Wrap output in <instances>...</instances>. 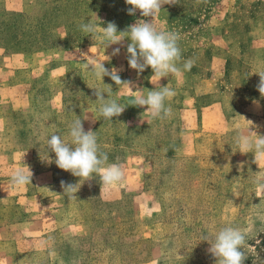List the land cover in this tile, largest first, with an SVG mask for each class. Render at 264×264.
Instances as JSON below:
<instances>
[{"label": "rangeland", "instance_id": "rangeland-1", "mask_svg": "<svg viewBox=\"0 0 264 264\" xmlns=\"http://www.w3.org/2000/svg\"><path fill=\"white\" fill-rule=\"evenodd\" d=\"M42 1L4 0L0 7V95L18 109L5 110V132L17 133L19 145L33 152L31 193L42 169L51 167L54 177L52 200L47 201L53 208L44 210L42 201L37 210L23 212L34 223L23 229L32 236L20 246L49 245L52 253L45 264H217L204 237L211 239L227 225L247 230L245 264H264V192L254 189L260 169L252 158L235 160L242 156L233 143L235 131L228 132L213 161L204 159L211 152L209 145L215 144L212 138L201 139L194 155L181 150L187 121L183 109L192 103L190 98H196L198 107L222 104L227 119L253 101L264 109L257 90L258 74L264 73V0H173L154 19L139 10L129 15L125 0H83L95 5L90 14L79 0H47L44 6ZM57 3L63 20L68 16L76 26L51 23L45 33H52L48 39L54 40V47L45 51L42 45L29 46L32 33L16 15L35 18L45 12L54 20ZM96 7L101 13H95ZM89 20L99 26L100 35L109 22L124 32L140 20H152L157 30L175 31L180 37L179 64L191 60V70L160 82L151 80L150 67L138 74L127 61L131 41L105 49L103 40L93 41L81 31L80 25ZM16 35L18 39H12ZM117 47L120 54L113 56ZM81 53L97 57L109 72L119 69L130 87L116 85L110 76H91ZM17 68L21 73L15 75ZM58 68L62 70L57 73ZM205 85L210 92L202 94ZM159 86L176 92L167 101L172 112L164 120L152 119L147 106L134 104L140 95L136 91L147 95ZM97 89L125 107L113 123L99 112ZM77 117L86 132L97 133L109 163H119L123 170L143 168L140 181L102 193L99 178L90 177L81 180L72 198L64 194L62 182L77 184L79 178L56 166L47 140L58 134L69 142V125ZM74 222H82L84 229L75 228ZM46 231L50 237H44ZM80 231L85 234L75 235Z\"/></svg>", "mask_w": 264, "mask_h": 264}, {"label": "clouds", "instance_id": "clouds-1", "mask_svg": "<svg viewBox=\"0 0 264 264\" xmlns=\"http://www.w3.org/2000/svg\"><path fill=\"white\" fill-rule=\"evenodd\" d=\"M129 5L128 14L135 15L137 10L143 17L155 18L162 11L164 4H173V0H125ZM99 26L92 23L91 20L80 25L82 32L87 33L93 41L103 40V47L106 49L111 45L120 44L123 40H130L127 46V61L131 69L138 74L143 73L147 68H151L153 75L151 80L161 81L162 78L170 76H180L184 71H190L192 61L188 60L182 64L181 49L179 47V34L175 31L157 30L152 20H140L130 26L126 31H118L117 26L109 22L103 27V34L97 32ZM120 54V48L113 50L112 55ZM108 58V57H107ZM83 66L88 73L97 79H103L105 76L115 82L116 85H127L130 82L122 81L119 75V69L113 68L111 72L95 56H88L81 53ZM260 81L257 90L264 98V73L258 74ZM140 95L135 99L134 104L139 107L147 106L146 112L150 113L154 120L167 119L172 112L167 101L176 95V92L165 87H156L155 90L147 91L138 90ZM96 103L100 105L99 112L103 119L113 123V118L119 117L125 110V107L116 100L105 99L104 93L99 89L95 90ZM258 104V101H253ZM87 119V117H83ZM249 122V121H248ZM251 124V122H249ZM232 128L235 131L233 143L238 149L237 152L242 154L251 153L254 156V163L258 165L260 171L255 174L254 189L258 192H264V169L261 165L264 163V135H257L255 132H246L239 127L235 120L232 122ZM250 133H255L253 138ZM70 138L69 142L58 134H53L47 140L48 151L55 154L56 166L71 173L74 177L79 178V183L68 184L64 187V194L72 198L73 193L80 189L81 180H88L90 177H98L102 184V193L104 188H112L120 185L124 180V170L119 163H109V157L106 152L101 151L97 133L89 130L85 131L82 119H75L69 125L67 133ZM14 171L9 181V192L18 190L28 184H32V172L28 167ZM92 180V179H91ZM255 194V192H254ZM247 230L238 227L223 226L208 241L210 248L208 251L216 258L217 264H245L246 255L243 248L246 246Z\"/></svg>", "mask_w": 264, "mask_h": 264}, {"label": "crops", "instance_id": "crops-1", "mask_svg": "<svg viewBox=\"0 0 264 264\" xmlns=\"http://www.w3.org/2000/svg\"><path fill=\"white\" fill-rule=\"evenodd\" d=\"M3 3L4 0H0V7ZM18 68L14 72L15 75L21 73ZM60 70L62 69L58 68L55 72L58 73ZM209 86L205 85L203 87L202 94L210 92ZM190 99L192 103H187L183 109L187 121L186 128L182 131L184 142L181 147V150L183 152L185 150L188 155H194L198 146L197 143L201 139L209 137L212 138L210 141L215 144L209 145L211 152L205 155L204 159L213 161L223 139L227 137L228 132L234 131L231 126L233 120L237 121L239 127L246 132L250 129L257 135H264V109L260 103L251 102L236 116L227 119L222 104L198 107L196 98ZM7 104L9 103L5 102L0 95V264H45L49 260V253H52V250L49 251V245L45 247L33 245V248L20 246L21 241L28 240L32 236L31 232H23V229L29 228L34 223L33 219L31 220L29 217L30 215L25 216L23 212L26 211L30 214V212L37 210L36 207L41 205L42 201L45 202L44 210L52 207V205L51 207L47 205V201L52 200L49 197V190L52 188L54 177L51 167H45L36 176L37 187L33 193H31L33 188L31 184L9 192V181L12 173L21 169L27 171L25 166L32 172L35 168V162L30 148L26 149L19 145L18 134L14 131L5 132L8 126V122L5 121V110L9 109L13 113L18 110L11 104ZM255 133H250V135L254 138ZM247 157L249 160L252 158V162L254 161V156L251 153L237 156L235 160ZM220 165L223 168V160H221ZM143 173L144 170L141 167L125 169L124 180L118 186L122 188L132 186L140 181ZM240 178H244V173L240 174ZM73 225H75V228H83L82 222H74ZM82 232L75 233V235L85 234ZM45 236L50 237L48 231L44 233Z\"/></svg>", "mask_w": 264, "mask_h": 264}, {"label": "trees", "instance_id": "trees-1", "mask_svg": "<svg viewBox=\"0 0 264 264\" xmlns=\"http://www.w3.org/2000/svg\"><path fill=\"white\" fill-rule=\"evenodd\" d=\"M43 6L48 3L47 0H43ZM57 2H59V0H57ZM67 4V2L65 3ZM82 5H85L86 10L85 13L86 14H90L93 6L95 7V5L93 3H86L85 1H80L79 0V6L81 7ZM57 7H55V16H54V20H50V14L48 13H43L41 14V16L39 17H29V16H25L22 14H17L16 16L19 17V21L22 22L25 26H28V32L32 33V35L28 34V45L29 46H34L37 47L39 45H42L44 48L43 50L47 51L48 49H52L54 47V40L52 41V39H48L50 36H52V33H47L48 36H46L47 34L45 33L46 31L49 30V25L51 23H56L57 27H64V28H71V27H75L76 24L74 22H71L70 20L72 18L66 16L67 18L65 20H63L65 14L63 13V11L61 10V6H58V3L55 5ZM79 7V8H80ZM95 13H101L99 12L98 8L96 7ZM53 14V15H54ZM74 14V13H73ZM72 14V16H73ZM80 17L79 13H78V18ZM88 19V17H87ZM12 39H18V36H12ZM50 40V41H49Z\"/></svg>", "mask_w": 264, "mask_h": 264}]
</instances>
